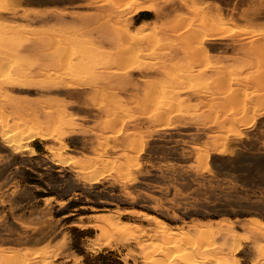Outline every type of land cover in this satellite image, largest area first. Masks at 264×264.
<instances>
[{
    "label": "rangeland",
    "instance_id": "1",
    "mask_svg": "<svg viewBox=\"0 0 264 264\" xmlns=\"http://www.w3.org/2000/svg\"><path fill=\"white\" fill-rule=\"evenodd\" d=\"M263 61L264 0H0V253L264 264Z\"/></svg>",
    "mask_w": 264,
    "mask_h": 264
},
{
    "label": "bare ground",
    "instance_id": "2",
    "mask_svg": "<svg viewBox=\"0 0 264 264\" xmlns=\"http://www.w3.org/2000/svg\"><path fill=\"white\" fill-rule=\"evenodd\" d=\"M185 37H187V41L188 42H194L195 36H194L193 33H188ZM37 44L38 45H37V47L35 49H39V47L42 46V44L40 42H37ZM251 49H252L253 53H261L262 50H263V48L259 44L252 45ZM194 51H192V54L194 56V59L196 61H198V62H201V59H204L203 51L201 49L194 50ZM128 57H129V55H128L127 52H123V53L121 52V54L119 56H116L113 59L114 60L113 62L114 63L120 62L123 65V63L128 60ZM262 71L263 72L260 74V76H258L259 78L255 79V82L254 83H255L256 87L258 88V90H259V92L261 94V96L258 99V105L261 106V107H264V70H262ZM233 100H234V98H233ZM15 116H16V114H15ZM16 118H15V121L16 122H14V126L12 127V131L13 132L15 130H18L19 129L18 128V122L20 123V121L23 122V124H24V126L26 128V132L32 131L33 130L32 128L39 129L42 124L45 125L47 122L49 124H51L52 121H53L52 114L51 113L48 114V112H46L45 115L43 116V119H42L43 121L42 122L39 121L38 117L35 116V114H30V115L28 114V116H25V114L18 115V117H16ZM14 127L16 128L15 130H13ZM3 129L4 130L2 131V137H3V140L6 143H8V145L11 146V147H13L15 150H18V149L22 148L21 142L18 141V140H16V138H15L14 135L9 134L7 132V130H6V128H3ZM34 132H32V133H34ZM247 229L254 236H259V238H262V237L264 238V223H262L260 221H257V220H252L250 222V224L247 226ZM232 236L229 235V237H232ZM235 239H236V237H235ZM226 244H227V240H225V245ZM201 249H203V248H201ZM205 251L204 252L203 251H198V252L196 251V252L192 253L193 255L188 254L187 255L186 262L183 263V264H223V263H225V261L222 260V258H217L218 255L216 257L209 256L210 253L207 252V253H209V254H207V253H205ZM29 255L32 256V254H29ZM213 255H215V254H213ZM219 256L222 257V253H220ZM28 258H27V256H16V255H10V256H8V255H6L4 253H0V264H33V263L35 264V262L32 261V259H28ZM180 259H182V258H180Z\"/></svg>",
    "mask_w": 264,
    "mask_h": 264
}]
</instances>
